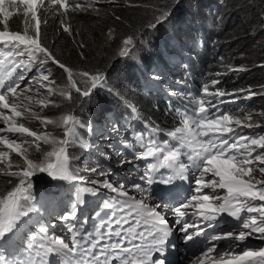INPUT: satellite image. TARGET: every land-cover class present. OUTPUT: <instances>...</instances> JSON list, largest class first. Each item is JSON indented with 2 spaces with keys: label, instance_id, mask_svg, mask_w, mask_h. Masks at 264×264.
<instances>
[{
  "label": "snow or ice",
  "instance_id": "1",
  "mask_svg": "<svg viewBox=\"0 0 264 264\" xmlns=\"http://www.w3.org/2000/svg\"><path fill=\"white\" fill-rule=\"evenodd\" d=\"M98 3L99 0H0V123L3 124L0 176L11 178L5 189L0 190V264H59L51 260L53 254L62 257L63 264H153V251H163L172 235L167 211L175 217V226H179L185 243L191 242L190 264H264V247L247 243L250 238L264 242V135L243 134L244 128L261 127L251 122V113L241 118L221 108L240 99V92H247L244 99L257 93L250 88L226 92L218 87L220 81L216 79L205 83L200 94L188 93L183 109H176L178 125L166 133L168 139H157L160 129L149 118L144 131L134 133V142L123 143V148L130 150L135 160L145 162L139 179L148 186L156 183L155 177L162 168L171 170V175L160 178L159 183L165 185L177 179L188 180L189 169L195 170L198 175L194 177L195 187L190 196L175 207L149 203L153 200L150 187L132 183L131 188L140 197L136 198L129 194L125 183L114 185L105 179L102 187L118 195L115 206L108 202L103 206L113 209L108 222L102 221L95 233L86 229L78 231L75 224L67 223L76 218L84 195L95 196L99 191L84 186L89 180L73 171L74 158L69 153V148L76 143L88 147L78 131L87 126L74 113L61 115L59 122L42 113L49 106L60 107L57 96L71 101L73 89L82 97H91L95 89L107 88L111 92L112 88L102 72L74 73L54 55L41 39V24L47 20H41L40 12L55 10L63 17L60 21L63 31L71 35L70 25L65 23L68 13L98 12ZM21 10L24 30L12 31L9 20ZM170 14L165 6L144 28H157ZM109 38L112 39L111 32ZM144 43V31L136 30L121 39L116 55L129 57ZM49 62L67 74V84L63 87L51 79V70L46 67ZM34 69L37 74L29 77ZM77 75L84 81L83 87L78 86ZM226 97L232 99L226 100ZM128 107L137 112L135 106L128 104ZM33 121H39L44 130L26 126ZM48 125L62 128L63 138L47 131ZM44 145L51 150L46 151ZM33 149L40 158L33 156ZM12 153L19 159L14 160ZM123 154V151L117 152L118 156ZM181 157H186L188 162H181ZM89 171L95 173L96 169ZM38 173L77 185L75 200L60 216L71 236V246L66 237L49 236L48 229L41 226L39 232L43 235L39 243L34 235L29 237L27 259L19 251L10 256L5 245L21 231L30 214L38 211L32 193L33 177ZM91 183L95 185L99 181ZM223 214L233 218L237 228H219L214 222L222 219ZM189 216L197 219L189 220ZM102 227L108 231H102ZM141 227L145 230H139ZM155 264H164V261L156 260Z\"/></svg>",
  "mask_w": 264,
  "mask_h": 264
},
{
  "label": "trees",
  "instance_id": "2",
  "mask_svg": "<svg viewBox=\"0 0 264 264\" xmlns=\"http://www.w3.org/2000/svg\"><path fill=\"white\" fill-rule=\"evenodd\" d=\"M165 6L171 13L167 21L155 29L144 28ZM96 8L98 12L68 13L65 23L70 25L71 35L63 31V17L55 10H42L41 20L47 23L41 24V39L74 73L105 74L109 87L120 97L107 88L95 89L91 97H82L73 89L72 100H62L58 110L86 120L96 110L99 114L105 110L120 113L126 102L137 109L135 129L144 127L151 118L160 129L158 135L164 136L178 125L176 109L188 102V93L199 94L205 83L216 79L220 81L218 87L230 93L257 89V95L246 99L245 108L264 112L260 89L264 87V0H99ZM209 9L216 14H210ZM24 20L22 10L14 13L10 30L23 32ZM136 30L144 31L145 43L128 58L117 56L121 39ZM167 40L170 49L164 52ZM48 64L56 81L66 83L67 74L57 65ZM241 68L244 70L239 71ZM75 78L83 87L84 82ZM146 81L154 84L152 90H146ZM236 115L243 117V112ZM33 156L40 158L35 152ZM9 179L0 176V190ZM35 186L38 193L54 191L50 189L53 185H39L38 180ZM73 201L68 198L65 203Z\"/></svg>",
  "mask_w": 264,
  "mask_h": 264
},
{
  "label": "rangeland",
  "instance_id": "3",
  "mask_svg": "<svg viewBox=\"0 0 264 264\" xmlns=\"http://www.w3.org/2000/svg\"><path fill=\"white\" fill-rule=\"evenodd\" d=\"M157 6V5H156ZM210 10V9H209ZM215 10H210V14H216L214 12ZM226 16L229 15V12L225 13ZM231 15V14H230ZM201 18V16H200ZM170 42L167 40V42L163 46V51L166 52L170 49L169 47ZM177 45H175L174 48H176ZM131 56V55H130ZM129 56V57H130ZM128 58V57H127ZM48 69L51 70V79L56 81V79L53 77V72L49 64L46 66ZM142 69L143 66L141 67ZM146 71V70H145ZM148 73V72H146ZM35 69L29 74V77L32 75H36ZM147 76L149 74H146ZM78 79H80L82 82H84L78 75L76 76ZM57 85L63 87L67 84L63 83L60 84L58 81H56ZM146 90H152L154 84H150L151 89H149V82L146 81ZM161 85V84H159ZM261 91L264 93V87L260 88ZM258 89V90H260ZM252 91L256 92L257 89H251ZM260 92V91H259ZM258 92V93H259ZM114 96L120 97L119 95H116L115 91H111ZM201 93V90L199 94ZM261 93V92H260ZM247 94V92H240L238 95L240 96V99L236 100L235 103H225L221 105V108L223 110L227 111H235V113H231L236 115V112L239 111V113L243 112V117L249 113L252 114V123L256 124L259 123L261 127L254 128V129H248L244 128L242 129L243 134L245 135H264V115H261V110L252 111L250 109H246V102L247 100L244 99V96ZM57 103H59L62 100H64L63 97L57 96L55 97ZM232 99V98H225ZM124 102V101H123ZM126 107H125V106ZM123 109L120 110V113H117L115 110H105L102 111L101 114L97 112V110L93 113L94 116H92L90 119H81L85 124L86 128L84 129H78L80 133V138L83 139L84 142L87 143L88 147H82L79 143L73 144L69 148L70 155L74 158L72 160V169L73 171L78 172L80 175H84L88 178L89 182L84 185L88 187H95L98 188L99 191L97 195L93 196L91 194H85L86 202L83 205V207L78 206L77 208V216L75 219L68 221L67 223L75 224L78 231H83L86 229L90 233H95L96 228L100 227L102 224V221L107 223L108 218L113 215V209L105 208L103 207L105 202H108L112 204L113 206L116 205L118 195L117 193L111 192L109 189H105L102 187L103 181L107 179L109 182L113 183L114 185H118L119 183L123 182L125 183L127 189L129 190V194L131 196H134L136 198H140L139 194L131 188L132 183H141L143 187L149 188L153 192V200H151L153 203L162 204V194L164 193V189L166 188L165 184L159 183L161 177H165L167 175V171L170 169L162 168L159 170V173L156 175L155 180L156 183H154L152 186H148L146 183L141 182L139 179V176L143 172L144 168V161H137L134 159V155L130 150H126L123 148L124 141L134 142V133L141 132L139 130V127L134 129L135 127V120H131L132 118L139 119L138 112L133 113L132 110L128 107V103L124 102ZM59 108V107H58ZM57 107L49 106L48 108L43 110V115L55 119L59 122V117L63 114H68L65 112H62L61 110H58ZM230 109V110H229ZM125 111V113H124ZM101 116V117H100ZM131 116V117H130ZM129 121H126L127 119ZM241 117V118H243ZM132 122V125H131ZM26 126H29L32 128V130H41L43 131V127L40 125L39 121H33L31 124H26ZM132 126V129L130 128ZM0 127H3V124L0 123ZM145 127V125H144ZM141 129H143L141 127ZM47 131L54 132L55 135L59 138H63V129L59 127H55L54 125H48ZM166 136L164 138L167 139ZM29 140H31V137H28ZM158 139V138H157ZM46 151L51 150L49 146L44 145L43 146ZM123 151V155H117V152ZM33 152L34 149H33ZM12 158L14 160H18L19 157L15 155V153H12ZM78 156V157H77ZM122 160H125V163H121ZM181 162L187 163L186 157H181ZM89 169H96V172L93 173L89 171ZM139 169V171H137ZM189 179L185 180L188 181V192L186 194L182 195L181 198L177 201L183 202L185 197H188L192 194V190L194 189V177L195 175H198V173H195V170L189 169V172L187 173ZM259 175V173H257ZM39 185H53L50 189L53 188L54 191L48 192V189L45 191H40L38 193V189L36 190L35 182H37ZM91 181H99V183L93 185ZM184 181V180H183ZM173 183L178 186L179 180H174ZM77 188V185L74 182H69L65 180H54L51 177H49L46 173H38L33 177V189L32 193L34 196V204L37 206H40V210L43 211H37L30 215V218L28 219L27 223L21 226V231L17 233L15 237L12 238L11 243L6 244L5 248L7 250V254L10 256H15L16 253L19 251H23L21 253H24V258L27 259V252L26 246L30 242L29 237L35 236L36 242H40L41 234L39 232V229L41 226H44L48 229V235L51 236L53 234L55 235H61L63 237H66V242L69 243L71 246L70 240L71 236L66 230V223L62 220H60V216L63 215V212L67 210L65 203L66 199H73L71 193H73V190ZM49 189V190H50ZM209 191V190H205ZM52 193V194H51ZM219 194H223L220 192ZM52 195V196H50ZM122 199V198H121ZM151 201H148L149 203ZM52 208V209H51ZM169 212V211H167ZM166 212V213H167ZM99 213V215H97ZM170 217L173 218V221H175V217L169 212ZM117 218H119V215H117ZM189 220H196L195 217H188ZM226 222V223H225ZM223 222L221 228L225 230H231L233 228H237V222L232 218H229V220H225ZM115 227V225H113ZM102 231L106 232L108 229L106 227L101 228ZM141 231L145 230L143 227L140 228ZM115 239V237H113ZM223 243V242H222ZM248 244L252 245L253 247L256 246H262L264 247V242L255 239L250 238L247 241ZM33 254L35 250H32ZM18 258V257H17ZM60 259L63 258L59 257ZM54 259H57V256H54Z\"/></svg>",
  "mask_w": 264,
  "mask_h": 264
},
{
  "label": "bare ground",
  "instance_id": "4",
  "mask_svg": "<svg viewBox=\"0 0 264 264\" xmlns=\"http://www.w3.org/2000/svg\"><path fill=\"white\" fill-rule=\"evenodd\" d=\"M101 117V116H100ZM52 194V193H51ZM50 196H52V195H50ZM150 203H153L152 201L150 202ZM52 209V208H51ZM168 221L170 222V219H168Z\"/></svg>",
  "mask_w": 264,
  "mask_h": 264
}]
</instances>
